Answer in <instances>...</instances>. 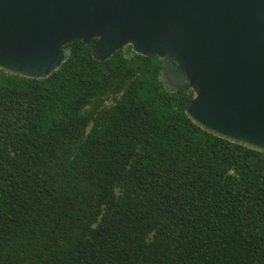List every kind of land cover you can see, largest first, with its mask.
Returning <instances> with one entry per match:
<instances>
[{"label":"trees","instance_id":"1","mask_svg":"<svg viewBox=\"0 0 264 264\" xmlns=\"http://www.w3.org/2000/svg\"><path fill=\"white\" fill-rule=\"evenodd\" d=\"M95 41L0 70V264H264V153L194 124L157 55Z\"/></svg>","mask_w":264,"mask_h":264},{"label":"water","instance_id":"2","mask_svg":"<svg viewBox=\"0 0 264 264\" xmlns=\"http://www.w3.org/2000/svg\"><path fill=\"white\" fill-rule=\"evenodd\" d=\"M163 60L201 129L264 153V0H0V70L44 79L74 42Z\"/></svg>","mask_w":264,"mask_h":264},{"label":"rangeland","instance_id":"3","mask_svg":"<svg viewBox=\"0 0 264 264\" xmlns=\"http://www.w3.org/2000/svg\"><path fill=\"white\" fill-rule=\"evenodd\" d=\"M125 48H126V50H128V49L130 48V45H128V46H125Z\"/></svg>","mask_w":264,"mask_h":264}]
</instances>
